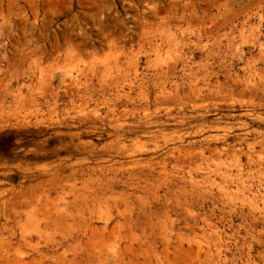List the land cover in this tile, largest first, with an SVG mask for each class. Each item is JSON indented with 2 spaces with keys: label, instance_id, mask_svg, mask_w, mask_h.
Instances as JSON below:
<instances>
[{
  "label": "rangeland",
  "instance_id": "374dc122",
  "mask_svg": "<svg viewBox=\"0 0 264 264\" xmlns=\"http://www.w3.org/2000/svg\"><path fill=\"white\" fill-rule=\"evenodd\" d=\"M0 264H264V0H0Z\"/></svg>",
  "mask_w": 264,
  "mask_h": 264
}]
</instances>
